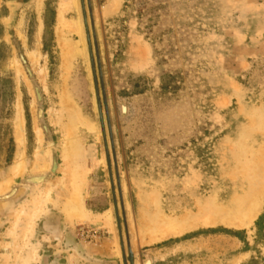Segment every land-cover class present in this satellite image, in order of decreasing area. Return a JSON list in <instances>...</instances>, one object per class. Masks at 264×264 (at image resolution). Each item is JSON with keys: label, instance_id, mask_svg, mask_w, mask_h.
<instances>
[{"label": "rangeland", "instance_id": "1", "mask_svg": "<svg viewBox=\"0 0 264 264\" xmlns=\"http://www.w3.org/2000/svg\"><path fill=\"white\" fill-rule=\"evenodd\" d=\"M78 2L0 0V264H264V0Z\"/></svg>", "mask_w": 264, "mask_h": 264}, {"label": "bare ground", "instance_id": "2", "mask_svg": "<svg viewBox=\"0 0 264 264\" xmlns=\"http://www.w3.org/2000/svg\"><path fill=\"white\" fill-rule=\"evenodd\" d=\"M40 1V0H39ZM72 2H73V4H74V6L76 7V9H77V13H78V15H79V18H78V20H77V22L74 24V23H71V22H68L63 16L61 17V19H60V26L62 27V29H65V31L67 30V29H69L70 28V26L71 25H74L75 26V29H76V32H77V34L79 35V38H80V41L79 42H77V46H82L83 47V49L80 51V54H81V52H82V54H85L86 55V50H85V34H84V30H83V23H82V18H81V11H80V5H79V2H78V0H71ZM65 2V1H64ZM66 4V3H65ZM66 6V5H65ZM65 6H64V8H65ZM67 6H68V4H67ZM63 9V8H62ZM71 9V8H70ZM63 13V12H62ZM76 47V46H75ZM78 48V47H77ZM79 49V48H78ZM33 59V58H32ZM36 60V59H35ZM38 61V60H37ZM46 71V70H45ZM47 73V72H46ZM41 76H42V74H41ZM45 78V77H44ZM21 115V114H20ZM19 115V116H20ZM21 118V117H20ZM75 123V122H74ZM23 134V133H22ZM24 135V134H23ZM20 146H24L25 145V139H24V136H22V138H21V140H20ZM68 144V143H67ZM79 149V148H78ZM81 151V150H80ZM82 153H83V151H82ZM76 179V178H75ZM78 180V179H77ZM81 180V179H80ZM80 180H78L79 182H80ZM82 182V181H81ZM77 184V183H76ZM262 189V188H261ZM259 192V191H258ZM263 192V191H262ZM259 194V193H258ZM259 196V195H258ZM257 196V197H258ZM262 198H264V192H263V195H262ZM261 198V199H262ZM260 199V200H261ZM254 201V200H253ZM256 203V202H255ZM257 204V203H256ZM255 204V205H256ZM261 206V205H260ZM257 208V207H256ZM223 210V209H222ZM250 212V211H249ZM251 213V212H250ZM250 216H248L247 218H251V216H252V213L251 214H249ZM255 216V215H254ZM38 217V214L36 215V218ZM79 217V216H78ZM210 218V217H209ZM209 218H206L204 221H203V219H202V221L200 222V220H199V222L202 224H206V225H208V224H211L213 221L211 220V219H209ZM244 220V219H243ZM248 221H249V219H248ZM245 222H247L246 221V219H245ZM247 224V223H246ZM167 227H168V229L162 234V237H165V236H168V235H172V234H179V233H181L184 229H187V228H190L191 226H185V227H179V226H176V225H173V224H167L166 225ZM114 232V231H113Z\"/></svg>", "mask_w": 264, "mask_h": 264}, {"label": "trees", "instance_id": "3", "mask_svg": "<svg viewBox=\"0 0 264 264\" xmlns=\"http://www.w3.org/2000/svg\"><path fill=\"white\" fill-rule=\"evenodd\" d=\"M262 221L263 219L260 218V220L257 222V226L259 227V230H258L259 234L262 232V228H260V226L262 225ZM238 235H241V234H238Z\"/></svg>", "mask_w": 264, "mask_h": 264}, {"label": "flooded vegetation", "instance_id": "4", "mask_svg": "<svg viewBox=\"0 0 264 264\" xmlns=\"http://www.w3.org/2000/svg\"><path fill=\"white\" fill-rule=\"evenodd\" d=\"M36 180H38V179H36ZM35 179L34 180H31V182H35V183H38L37 181H36Z\"/></svg>", "mask_w": 264, "mask_h": 264}, {"label": "water", "instance_id": "5", "mask_svg": "<svg viewBox=\"0 0 264 264\" xmlns=\"http://www.w3.org/2000/svg\"><path fill=\"white\" fill-rule=\"evenodd\" d=\"M130 253L132 254V251H130Z\"/></svg>", "mask_w": 264, "mask_h": 264}]
</instances>
